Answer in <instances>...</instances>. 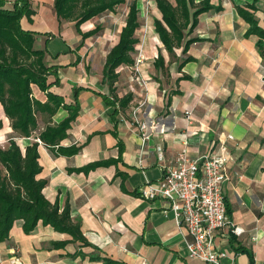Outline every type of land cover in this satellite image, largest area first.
Masks as SVG:
<instances>
[{"label": "crops", "instance_id": "1", "mask_svg": "<svg viewBox=\"0 0 264 264\" xmlns=\"http://www.w3.org/2000/svg\"><path fill=\"white\" fill-rule=\"evenodd\" d=\"M53 1L29 0L35 14L30 20L23 17L20 25L38 34L35 44L43 41L45 60L57 67L59 83L50 91L78 108L60 146H81V150L73 156H53L38 140L42 171L37 178L47 180L42 191L47 200L57 202L60 210L69 205L71 218L81 221L82 235L90 245L81 247L68 234L40 221L25 235L22 221L17 220L8 239L0 242L4 264H104L90 255L117 264H204L188 257L185 229L177 225L164 201L139 195L141 186L159 181L181 152L192 158L209 152L228 156L222 192L231 224L218 235V242L228 249L221 264H264V50L259 53L257 35H246L249 25L236 10L254 5L255 10L248 11L264 30V0H210L222 10L198 15L183 43L199 40L185 54L182 48L175 49V60L165 74L153 65L161 53L168 67L169 55L154 34L152 19V29L146 27L152 55L142 50L147 60L140 66L147 82L141 86L131 80L128 65H121L116 69L114 93L102 82L108 52L100 57L88 51L87 39L78 47L81 36L74 22L59 23ZM14 2L5 0V8L11 9ZM154 18L161 19L156 5ZM93 20L80 29H93ZM187 57L191 60L180 66ZM48 81L53 82L54 76ZM32 88L34 98L44 102V93ZM114 94L131 95L125 110L117 102L109 104ZM136 108L146 124L144 132L132 117ZM67 116L60 107L51 121L57 124ZM0 119L1 147L14 139L24 150L34 141L12 131L1 107ZM43 126L41 120L39 128ZM93 163L103 164L74 171ZM232 228L238 234L231 233ZM76 251L80 254L73 256Z\"/></svg>", "mask_w": 264, "mask_h": 264}, {"label": "trees", "instance_id": "2", "mask_svg": "<svg viewBox=\"0 0 264 264\" xmlns=\"http://www.w3.org/2000/svg\"><path fill=\"white\" fill-rule=\"evenodd\" d=\"M126 0H54L53 10L59 23L63 21L74 22L83 45L85 39L97 35L102 29L96 24L93 29L83 32L81 24L93 18L113 12L124 4ZM156 8L161 13V19L153 18V30L157 34L169 57H175V49L182 48L185 54L191 43L199 40L191 38L184 41L185 34L192 32L197 24L199 14L213 10L219 12L221 5L212 6L210 0L195 3L194 0H155ZM5 0H0V107L9 121V126L18 137H34L44 144L53 156H73L81 146H60V142L67 137V130L71 122L78 115L77 106L66 105L61 96L50 91L51 86L57 85V67L45 63V48H35V32L25 31L21 28L20 20L26 17L30 20L35 14L29 0H15L11 9L5 8ZM247 8V9H246ZM192 10V11H191ZM237 13L249 25L246 35L255 34L261 39L257 42L260 54H263L264 30L257 23L253 13L254 5L237 6ZM139 10L136 0L128 5L124 25L118 35L117 43L108 51L102 69V82L106 83L109 91L114 93V83L118 78L116 69L121 65L131 66L132 57L137 39L135 31L139 27ZM48 36H51L50 34ZM187 57L184 63L190 61ZM155 69H165L164 58L161 53L153 61ZM54 76L49 82L48 77ZM32 86H36L44 93L46 100L41 102L35 99ZM114 105L125 110L131 100V95L122 98L113 95ZM62 107L68 111V116L61 122L54 124L51 117ZM115 109V108H114ZM117 108L115 109V111ZM41 117V119H40ZM41 120L44 126L40 127ZM2 120L0 119V130ZM38 141L21 150L14 139L8 140L6 147L0 146V242L8 239L13 223L22 221L21 229L29 235L40 221L56 232L71 236L73 242L82 246L90 245L81 232V221L73 220L69 205L66 203L60 210L57 202L51 203L43 195L47 180L37 178L42 168L39 165L37 151ZM119 152H120V146ZM103 163H93L74 171H89ZM76 251L73 256L79 255ZM91 260H99L104 264H117L108 258L90 255Z\"/></svg>", "mask_w": 264, "mask_h": 264}, {"label": "built area", "instance_id": "3", "mask_svg": "<svg viewBox=\"0 0 264 264\" xmlns=\"http://www.w3.org/2000/svg\"><path fill=\"white\" fill-rule=\"evenodd\" d=\"M146 60L141 46L136 47L134 63L128 66L131 80L141 86L148 80L140 70ZM144 103L140 102L138 107ZM139 113L136 108L132 117L139 131L144 132L146 124L139 120ZM228 159L219 152L194 158L181 152L174 163L164 169L159 181H146L139 190L142 198L164 201L177 225L185 229L183 240L188 257L204 264H221L228 256V249L218 242L219 233L231 224L222 192V185L227 180L225 166ZM230 232L238 234V229L232 228ZM0 264H4L1 253Z\"/></svg>", "mask_w": 264, "mask_h": 264}, {"label": "rangeland", "instance_id": "4", "mask_svg": "<svg viewBox=\"0 0 264 264\" xmlns=\"http://www.w3.org/2000/svg\"><path fill=\"white\" fill-rule=\"evenodd\" d=\"M131 1L132 0H126L124 4L117 6L113 12H109L102 15L101 17L94 18L93 26H95L96 24H101L102 30L97 35L92 36L86 40L88 51L95 52L96 55L98 54L100 57H103L116 44L120 29L124 25V21L128 11V5ZM136 3L139 7V27L135 32V38L137 39V44L141 46L142 50L145 51L147 55L151 56L152 54H150L149 48L151 47L153 49L154 46L153 44H148V40H150V38L146 32V27L148 25L152 29V19L154 18L156 5L155 0H136ZM149 33L152 34L150 30ZM42 43L43 41H41L40 46L39 44H35L34 47L41 49L43 48ZM134 55L135 48L132 57ZM148 59L149 62L153 60V58ZM174 60L175 57H169V60L167 61L168 67H165L166 69H164L165 71H163L164 74L165 72H168L169 66L174 62ZM45 63H47L46 60ZM148 64L149 66H151L150 63ZM3 145L2 147H6L8 145V141L6 140Z\"/></svg>", "mask_w": 264, "mask_h": 264}]
</instances>
